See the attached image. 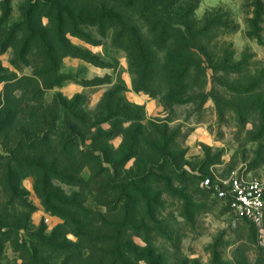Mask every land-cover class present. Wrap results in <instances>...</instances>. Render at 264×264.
Here are the masks:
<instances>
[{
    "label": "rangeland",
    "instance_id": "1",
    "mask_svg": "<svg viewBox=\"0 0 264 264\" xmlns=\"http://www.w3.org/2000/svg\"><path fill=\"white\" fill-rule=\"evenodd\" d=\"M161 1L173 10L184 8V19L208 29L204 75H191L184 103L167 102L159 82L153 95L135 91L127 53L114 42L111 31L103 36L92 27H81L87 40L67 35L83 57H63L57 69L60 82L44 87L34 75L44 68L36 57L21 58L12 49L4 50L25 1L9 0L11 12L5 21L1 5L0 154L7 156L16 149V160L41 158L45 166L65 173L70 184L54 180V193L91 212L88 217L97 223L86 219L83 224L88 227L82 226L97 232L93 236L110 230L109 225L122 226L141 256L136 264H264V221L253 225L235 219L203 187L206 178L217 182L233 175L264 182V0ZM84 2L98 6L102 1ZM127 16L142 26L137 12ZM225 58L242 65L238 73L226 75L215 69ZM111 94L113 106L101 105ZM117 102L139 120L121 125L112 118ZM66 128L82 137L81 148L94 144L103 149L110 163L101 167L84 160L74 165L61 155ZM21 135L45 138L48 146L33 142L20 147ZM107 137L112 138L107 142ZM133 137L140 147L126 160ZM149 145L168 149L170 162L156 163L160 157ZM29 171L19 186L30 209L14 205L10 212L9 222L24 228L9 236L1 264H30L34 257L52 264H88L42 252L38 238L53 235L64 220L46 210ZM132 175L140 183L127 188L122 181ZM116 186L120 190L112 191ZM10 198L0 177V202ZM65 239L78 242L70 232Z\"/></svg>",
    "mask_w": 264,
    "mask_h": 264
},
{
    "label": "trees",
    "instance_id": "2",
    "mask_svg": "<svg viewBox=\"0 0 264 264\" xmlns=\"http://www.w3.org/2000/svg\"><path fill=\"white\" fill-rule=\"evenodd\" d=\"M24 1L20 7L21 20L14 24L7 34L4 50L12 49L21 58L36 57L44 68L36 71L34 75L46 88L60 82L57 69L63 57H83L67 39L69 34L87 40L88 36L81 27L98 28L103 36L109 31L112 32L114 42L119 43L118 47L127 53L130 68L134 74V89L137 92L153 95L154 84L159 82L165 88L167 102L184 103L190 91L191 75L201 77L204 75V58L208 59L209 56L206 39L208 29L199 28L195 22L184 19V8L173 10L169 6L164 7L161 0H101L98 6H92V3L87 4L85 0ZM1 5L4 6V13H6L3 17L4 21L8 20L11 12L9 0H3L0 2ZM135 12L141 17L142 26L137 24L138 20L127 16ZM43 19H47V24L43 23ZM86 58L94 61L92 56H86ZM208 61L213 63V60ZM241 68L240 63H232L225 58L215 69L230 75L238 73ZM112 96V94L107 96L104 99L106 101L103 100L101 105L113 106ZM114 110L112 118L119 119L121 125L139 120L135 116H130L128 108H122L120 102L114 105ZM46 128L55 129V125L47 124ZM73 131V128H66L63 131L61 139L64 142L61 155L68 156L74 165L84 160H91L101 167L110 163L105 151L95 147L94 144L81 148L82 137ZM50 135L53 136L54 133L51 132ZM21 137L23 140L20 147H28L33 142L48 146V140L45 138L26 139L24 135ZM111 138L107 137L106 141L108 142ZM132 139L134 137L130 138L132 152L127 155L126 160L136 156V149L140 147V144L135 140L132 142ZM149 147V150L160 157V159L157 158L156 163L170 162L168 149L154 145ZM15 156H17L16 149L10 150L7 156L0 154V168H2L0 177L6 182L11 195L10 202H0V264L3 247L9 241V236L24 228V225L17 226L9 222L10 212L14 210V205L21 210L30 209L24 201V191L19 186L20 180L27 175L25 171L28 169L30 170L28 173L36 181V193L46 210L59 215L64 220V224L53 235L38 238L42 252L49 257L64 255L66 259L71 257L74 258L73 260H83L88 264H93L92 261H96L94 264H136L141 260V256L128 241V235L122 232V226L117 223L109 225L101 219L100 222L109 225L110 230L100 231V235L97 236H93L97 232L84 229L88 227L83 224L86 219L91 225L97 223L96 220L88 217L91 212L85 210L82 204L64 200L54 193L55 189L52 186L54 180L70 184V178L65 180L67 179L65 173L58 172L54 165L45 166L41 158L16 160ZM2 160H6L3 166H1ZM135 179L136 177L132 175L124 179L122 183L129 188L133 184L140 183V181L134 182ZM129 180L131 182H128ZM111 190L119 191L120 187L116 186ZM120 197L124 198V194ZM82 225L85 227L83 228ZM69 232L77 237V243L66 241V234ZM30 264L52 263L34 257Z\"/></svg>",
    "mask_w": 264,
    "mask_h": 264
},
{
    "label": "built area",
    "instance_id": "3",
    "mask_svg": "<svg viewBox=\"0 0 264 264\" xmlns=\"http://www.w3.org/2000/svg\"><path fill=\"white\" fill-rule=\"evenodd\" d=\"M203 187L228 208L237 220L253 225L264 221V182L242 175H233L225 180L206 178Z\"/></svg>",
    "mask_w": 264,
    "mask_h": 264
}]
</instances>
